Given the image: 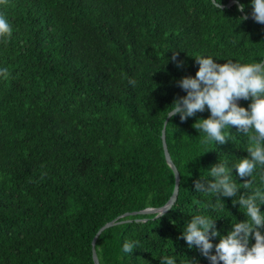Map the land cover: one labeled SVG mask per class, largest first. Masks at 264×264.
<instances>
[{
	"label": "trees",
	"instance_id": "16d2710c",
	"mask_svg": "<svg viewBox=\"0 0 264 264\" xmlns=\"http://www.w3.org/2000/svg\"><path fill=\"white\" fill-rule=\"evenodd\" d=\"M235 1L243 12L211 0L0 4L12 29L7 43L0 40V70L10 73L0 77V264H94L91 242L100 227L168 201L174 175L161 131L173 101L186 95L177 82L195 77L197 57L221 65L264 57V24L249 18L252 0ZM209 116L206 108L184 122L169 118L176 202L160 217L136 214L104 230L95 243L100 264H161L164 257L209 264L180 238L192 217L215 220L214 247L247 220L235 202L253 189L264 192V168L238 176L233 166L248 158V137L234 126L225 144L202 143L205 134L193 124ZM218 163L231 169L236 197L196 192L194 182L211 181ZM250 179L252 188L244 189ZM259 210L264 214V204ZM125 242L138 246L127 254ZM254 243L250 236L249 247Z\"/></svg>",
	"mask_w": 264,
	"mask_h": 264
},
{
	"label": "clouds",
	"instance_id": "9594fccd",
	"mask_svg": "<svg viewBox=\"0 0 264 264\" xmlns=\"http://www.w3.org/2000/svg\"><path fill=\"white\" fill-rule=\"evenodd\" d=\"M5 2L0 0V4ZM215 6L220 7L219 0ZM251 8L254 22L264 24V0H252ZM238 10L243 12L244 6L239 5ZM246 18L247 15L243 17ZM11 34L10 24L0 16V40L7 43ZM171 60L178 68L182 67L183 62L177 60L176 53ZM195 61L199 66L195 77H183L177 82L186 95L173 101L166 117L179 116L180 121L184 122L207 108L209 118L193 124L196 130L205 134L202 143L225 144L232 137L229 129L234 126L248 137V158L240 160L233 167L239 177H252L258 167L264 168V64L257 61L249 64L229 61L221 65L211 57H197ZM9 75L7 68L0 70V77L7 79ZM129 83L135 85L136 82L129 80ZM238 100H250L251 103L245 109L237 105ZM230 172L231 169L222 163L211 167L213 179L194 182L196 192L212 194L218 199L236 197L239 188ZM261 182L264 183V174L261 175ZM242 186L251 189L252 180L245 181ZM235 204L245 210L243 213L247 220L232 225V230L215 247L210 242V236L218 235L215 220L205 215L192 217L180 238L189 248L195 246L209 264H264V235L260 231L264 227V214L259 210V205L264 204V192L253 189L250 194L240 195ZM250 236L255 240L251 247ZM137 246L138 242H125L122 251L130 254ZM213 248L215 254H212ZM161 264H174V259L164 257Z\"/></svg>",
	"mask_w": 264,
	"mask_h": 264
},
{
	"label": "water",
	"instance_id": "95a60500",
	"mask_svg": "<svg viewBox=\"0 0 264 264\" xmlns=\"http://www.w3.org/2000/svg\"><path fill=\"white\" fill-rule=\"evenodd\" d=\"M211 2H212V4L216 5V2L214 0H211ZM233 4H237L238 5V9H239V5L240 4H238V2H236L235 0L229 1L224 6L220 5V7H218V8H222V9L223 8H228V7H230ZM245 16L246 15L243 14V17H245ZM247 18H248V16H247ZM249 18H251V16H249ZM260 63L264 64V57H263V59H262V61ZM240 102H241V100H238L237 104H239ZM169 118L170 117H166V119H165V121L163 123L162 131H161V141H162V148H163L164 158H165L166 163L168 164V166L170 167V169L172 170L173 175H174V186H173V190H172V193H171L168 201L162 207H159V208H146V209L140 210L138 212L125 213L119 219L118 218L114 219V220H112L110 222H107L102 227H100L98 229V231L96 232V234L94 235V237L92 239V242H91V245H92V260H93L94 264H100L99 260H98V257H97V254H96V251H95V243H96V240L99 237V235L104 230H106V229H108V228H110L112 226H116V225H119V224H124V223L130 222L131 219H126V217L133 216V215H136V214H141V215L155 214V217H160V216L164 215L167 211H169L171 209V207L174 205V203L176 202V199H177V196H178V190H179L180 176H179V173H178L175 165L173 164V162H172V160L170 158V155H169V152H168V149H167V145H166V141H165V127H166V124H167ZM160 213H161V215L159 216ZM137 221H139V220L137 219Z\"/></svg>",
	"mask_w": 264,
	"mask_h": 264
}]
</instances>
